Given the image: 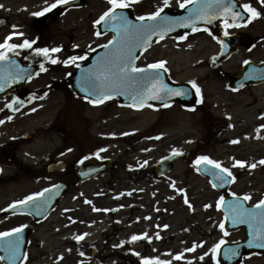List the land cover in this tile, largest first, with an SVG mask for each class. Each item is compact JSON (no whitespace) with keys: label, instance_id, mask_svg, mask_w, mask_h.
<instances>
[{"label":"rangeland","instance_id":"obj_1","mask_svg":"<svg viewBox=\"0 0 264 264\" xmlns=\"http://www.w3.org/2000/svg\"><path fill=\"white\" fill-rule=\"evenodd\" d=\"M53 1L0 0L4 5L0 17L9 19L8 24L0 25V38L5 32L17 30L24 34L21 38L38 39V45L62 46L60 52L50 53L60 61L72 55L82 56L83 50L109 40V34L95 35L93 23L108 7V0H87L80 7L59 14L52 12L36 32L31 28L35 17L32 13ZM242 1L251 3L262 15L245 26L222 28L224 33L248 36V43L227 59L212 62V55L219 49L218 36L202 30L180 41L160 40L145 50L137 62V66H144L165 60L171 80H195L202 102H198V96L197 103L189 109L179 102L167 107H123L114 99L93 105L77 98L65 81L74 64L44 60L47 71L31 78L24 91L47 86L48 92L19 114L0 117L4 120L3 126L0 124V231L21 224L34 225L27 239V259L22 264H143V257H160L170 264H212L209 250L213 244L221 238H242L240 230L225 235L220 229L222 212L216 203L225 191L213 189L194 164L200 155L219 160L236 177L228 191L251 193L250 203L264 198V165L259 163L264 158V144L253 143L255 135L264 134V129L257 132V127L246 132L244 124L251 118L247 114L226 117L229 105L246 111L262 104L254 118L262 117L260 113L264 112V93H259L264 90V82L246 84L238 90L230 86L245 60H264V4L260 0ZM181 2L168 0L175 10ZM162 4L164 0H139L131 5L134 13L140 15L153 12ZM219 96L229 98L219 102ZM8 116L12 119L7 120ZM237 138L238 143L230 142ZM173 148L183 150L182 158L165 175L153 174L154 164ZM101 149L99 156L94 155ZM100 158L110 159L112 168L89 180H76L75 171L81 160L94 163ZM59 159L67 162L65 171L44 173L47 163ZM235 160L257 166L241 168L234 166ZM56 182L67 184L68 190L45 218L34 221L25 214L5 212L13 201ZM185 195L189 203H185ZM86 199L92 203H86ZM144 232L152 237L151 241L141 238L129 242L133 234ZM157 232L160 238H156ZM82 234L87 235L82 240L75 239ZM122 240L126 243L114 247ZM194 243L198 245L195 251H184ZM206 252L209 255L200 260ZM177 253H183L184 259H176ZM242 264H264V256H244Z\"/></svg>","mask_w":264,"mask_h":264},{"label":"snow or ice","instance_id":"obj_2","mask_svg":"<svg viewBox=\"0 0 264 264\" xmlns=\"http://www.w3.org/2000/svg\"><path fill=\"white\" fill-rule=\"evenodd\" d=\"M71 0H54L51 4H48L40 12L32 13L34 16H42L47 12H50L53 9H56L60 5H68ZM139 0H108L107 9L98 17L97 20L93 21L95 25H100L101 23L104 26L111 27L114 29L115 34L112 36L110 40L103 47H111V54L106 55V57L99 63V65L95 69H89L87 73H85L81 77L82 85H84L83 90L88 92L91 90L92 97L89 98L88 95L84 96L85 100H89L93 105L102 104L107 100H111L113 96L117 94L128 95L129 98L133 101L132 107L134 108H143L149 99L151 100H159L163 101L168 99L169 97L174 96H187L189 95V91L187 89H179L169 87L166 83H164L162 78V73L160 70L165 68L166 61L158 60L154 63L148 64L143 67H137L134 63L135 59H138V56L135 55L134 48L139 46H150V41L152 36L157 35V27L155 25H150L146 21H157L161 18V12L163 8L158 7L155 11L146 13L145 15L139 16L137 19L144 23H134L132 20L128 19V17L123 13L122 10L128 8L131 4L138 3ZM193 0H182L180 3V7L184 8L187 4L192 3ZM237 0H229L228 3H224V0H203V3H198L197 8L193 9V17H185L183 19L188 20L192 23V31H197L198 29L195 27V20H203L209 19V13L206 11L207 9H212L213 7L217 9H222L223 14L227 17L231 14L233 22L237 18L243 17L245 14L243 12L233 11L234 6L236 5ZM261 4H264V0H260ZM165 6L168 4V0H164ZM4 5L0 4V8H3ZM247 10L248 13H251L250 16L247 17V21H251L255 18L260 17L262 14L255 7L252 6L251 3H246L242 6ZM165 20H170L169 17H164ZM178 23L179 21H175ZM227 20H225V27H229ZM239 26V25H236ZM17 27L13 25V28ZM170 27L164 28L160 33V38L163 39L164 35L171 31ZM104 33L97 29L95 32L96 36H101ZM226 36L229 35L227 31L224 33ZM23 33L12 32L7 37H5L3 42H0V61L8 60V51H15L16 49L23 48H32L33 44L36 43L35 40H27L25 39L20 44L10 43L12 37L14 36H23ZM185 36H180L178 39H185ZM223 44V41H220ZM62 47V46H61ZM61 47L55 48H47V47H37L34 48L33 51L37 55H43L47 60H49L52 64L63 63L65 65L75 64L76 61L84 60L85 56H68L66 59L60 61L59 57L53 58L50 53H56L61 51ZM74 48L79 47L78 45H73ZM191 47V45H189ZM245 64L249 63V60L244 61ZM153 69L156 71L149 72L148 70ZM40 71H47L44 62L40 63ZM39 75V72L36 73ZM31 77L29 76V79ZM193 88H195L198 96H201V100L198 102H202L201 89L199 85H197L195 80L189 82ZM135 86V87H133ZM4 85L0 84V90H3ZM18 99V98H17ZM22 103V102H21ZM149 107H155V105H148ZM163 106H169L167 103ZM8 108H13V104L9 103L6 105ZM194 107V106H193ZM15 110V109H14ZM35 111V109H32ZM264 116V112L261 113ZM7 120H11L12 117H6ZM4 120H0V124H3ZM260 129H264V124L259 125L257 132ZM128 133H121V135H127ZM109 135H116L115 133H110ZM159 138V137H157ZM231 143H238V138L236 140L230 141ZM98 150L94 155L99 156ZM71 151V149H68ZM147 151V149H144ZM182 149H172V153L174 155H180L182 153ZM87 159V157H85ZM167 159V158H162ZM83 163V160L80 161ZM259 163L264 165V158H262ZM144 164H147V161H144ZM195 165L204 164L206 167L204 168L205 172H209L213 175L214 180L216 182L213 183V187L221 186L222 184H228L232 181H235L236 177L231 171L229 167H225L223 163L219 160H215L207 155H200L194 161ZM207 165H211L212 168L209 169ZM247 165L248 168H255L256 163L248 164L244 160H235L234 166H239L241 168ZM131 167V166H130ZM198 172L201 171L200 167L196 169ZM57 185H53L52 188H57ZM172 187L175 188V182L172 183ZM50 189L45 188L40 192H34L28 196H25L22 200L13 201L7 207L9 209H15L17 207L22 210H27L29 205H32L36 210L44 209L49 200L48 199H38L44 196V193L49 192ZM177 191L184 192V189H177ZM131 194V193H129ZM119 195H123L120 193ZM231 195L233 197H237L236 201L232 202L229 207V211L225 212V220L228 219L229 213L232 216V223H247L249 228L251 229L252 239L248 241V244L251 246L252 244H258V246L264 249V198L260 199L255 205L254 209H248L244 207V201L251 199V193H245L243 195V199L237 196V193L232 192ZM50 199V198H49ZM225 201L224 196L219 197V201L216 203V207L220 208L223 206ZM86 203L91 204L92 201L85 200ZM185 203H189L187 196L185 195ZM120 207H123L121 205ZM205 208L211 207V205H205ZM94 211H101V209L94 208ZM103 211H110L109 209H103ZM150 218V217H148ZM139 220L140 218L137 217ZM255 224H259L261 227L256 229L254 227ZM26 227V225H19L18 227H14L5 231H0V248L4 249L6 252L5 256H0V260H10L12 264H16L18 259H21L19 253L21 244L23 241V237L20 235L22 230ZM159 227V225H158ZM163 227L167 228L168 225H163ZM221 230H225V235H227V231L225 229L224 221H221L219 224ZM84 235L82 234L75 237L76 240H82ZM144 238L148 241H151L152 237L148 235L147 232L140 234H133L130 237L129 242H136ZM156 238H160L159 232L156 233ZM126 241H121L120 245H114V247H120L125 244ZM226 241L221 238L217 243L213 244L212 248L209 252L212 253V258L215 260V264H221L219 259L221 246L224 245ZM198 245L193 244L192 248L184 249L185 252L195 251V248ZM83 255V253H81ZM135 255L140 256L139 252H136ZM209 255L208 252L204 253L200 256V260H203L205 256ZM240 253L236 249H228L224 252L225 258L232 259L236 256H239ZM63 257L61 256L60 259ZM176 259H184L183 253H177L175 255ZM22 259H27V253H24ZM143 264H170L168 260H161L160 257H143Z\"/></svg>","mask_w":264,"mask_h":264},{"label":"water","instance_id":"obj_3","mask_svg":"<svg viewBox=\"0 0 264 264\" xmlns=\"http://www.w3.org/2000/svg\"><path fill=\"white\" fill-rule=\"evenodd\" d=\"M229 0H224V3H228ZM198 3H203V0H194L192 3L188 4L184 9H182V11L177 12V13H170L169 10H166L165 12L161 13V18L158 19L157 21H146L148 24L150 25H155L158 26L157 27V35L152 36V39L150 41V44H152L156 37L160 36L159 33L166 27H170L172 30L168 31L164 36H178L180 35L182 32H188L192 29L193 25L192 23H190L188 20L183 19L185 17H193V9L197 8ZM209 13L210 18L209 19H203V20H195V27L196 26H207L209 27L211 30L216 31L217 30V24L219 22L220 19L222 18H228L232 21V17L231 14H229L227 17L223 14V10L222 9H217L215 7H213L212 9H207L206 10ZM233 11H238L239 12V5L236 3V8H233ZM130 10H128L126 12L127 17L132 20L134 23H144L141 22L139 20H135L132 19L130 16ZM164 17H169L171 18L170 20H165ZM175 21H179L178 23H176ZM100 31H105L106 28H100ZM223 44L222 45V51L221 54L219 55V57H217V59H222V58H226L227 56H229L230 53H232L239 44L243 43L245 40L242 37L239 36H232V37H226L222 39ZM145 47L144 45L139 46V47H135L134 48V52L135 55L137 56L139 51ZM111 54V50H108V48L106 47H101L99 49H96L93 52L89 53V57L86 60H83L81 62H79L78 64L80 65L79 67L76 68V71L74 73H72L68 80H69V84L71 86V89L73 92L76 93L77 96L79 97H84L85 95H88L89 98H93L92 97V93L91 90H89L88 92H85L83 90L84 85H82L81 82V77L87 73L89 71V69H95L99 63L106 57V55ZM136 60V59H135ZM134 60V62H135ZM14 64H10V62H4L3 64L0 63V84H3V90H0V95H5L8 94L10 92L16 91L17 89H20V87H22L24 85V80L22 82L17 81L15 82V85H13L12 81H11V77H12V67H20L23 69V73L25 75V77H28L29 75L34 73V69L31 68H23L22 67V63L19 60H15L13 62ZM149 72L152 71H156L153 69L148 70ZM161 71V70H160ZM162 73V78L164 83H166L169 87L172 88H179V89H187L189 91V95L187 96H174V97H169L166 100L163 101H159V100H151L149 99L147 103H165L167 101H171L173 99H180L182 100V102L185 105H190L193 104V91L191 86H189L186 83L183 84H173L170 83L167 78H166V74L164 71H161ZM248 80H253L254 82H259L261 80H264V64H260V65H252L250 63L248 64H244L242 66V74L236 78L235 82L233 83V85L237 86V87H241L245 81ZM135 87V86H133ZM115 96H118L120 98V102L122 103H126V104H132L133 101L129 98L128 95H124V94H117ZM183 97V98H180ZM190 97V98H189ZM189 98V99H188ZM179 155H171L169 157H165L167 159H162L159 163L156 164L154 172L157 174H162L166 171H168L171 167L170 162L178 157ZM109 167V163L108 162H102L101 165H97L96 168L92 169V171L90 173H87V176H79V179H85L88 178L90 175L98 172L99 170L105 169ZM198 167H200L201 171H199L202 174L208 175L210 178L211 183L213 184L214 182H216L214 180L213 175H211L209 172H205L204 168L206 167L204 164L199 165ZM207 167L209 169L212 168L211 165H207ZM64 168V164L62 162L53 164L49 167V170H62ZM84 168H82L83 170ZM227 184H222L221 186L218 187H224ZM57 188H49L50 191L44 193V196L38 199L44 200V199H48L49 202L47 204V206L44 209L39 210V214H38V210H36L32 205H29L27 210H22L21 208L17 207L15 209H13V211H23V212H27V213H31L33 214L36 218H42L44 217L52 208L53 204L55 203V201L57 200V198H59L62 193L65 191V186H61V185H57ZM50 198V199H49ZM235 201V198H231L228 197L225 199L222 209L224 211V213L226 211H229V207L232 204V202ZM255 206L248 208L245 206V208L248 209H254ZM225 227L227 229H236L239 227H243L244 232H245V238L242 241L239 242H233V243H226L224 245L221 246V252L219 255L221 264H239L241 255L243 253V249L245 250L246 253L248 254H252L254 252H262L264 253V249L260 248L258 246V244H252L251 246L248 244V241L250 239H252L251 236V229L249 228V225L247 223H238V224H233L232 223V216L231 213H229V217L227 220H225ZM254 227L256 229H259L261 226L259 224H255L254 223ZM32 227L28 226L25 227L22 232H21V236L23 237V241L21 244V248H20V257L21 259H18L16 261V264H20L22 261V257L24 255V246H25V239L27 234L31 231ZM228 249H236L240 255L236 256L232 259H228L225 258L224 256V252ZM6 252L4 249L0 248V256H5ZM3 262L5 264H12V262L10 260H3Z\"/></svg>","mask_w":264,"mask_h":264},{"label":"bare ground","instance_id":"obj_4","mask_svg":"<svg viewBox=\"0 0 264 264\" xmlns=\"http://www.w3.org/2000/svg\"><path fill=\"white\" fill-rule=\"evenodd\" d=\"M212 93H214V95H217V92L212 91ZM259 93H261V95H262L264 93V90L259 92ZM228 98H229V96H219L218 101L224 102ZM215 99H217V97H215ZM261 107H262V104L254 106L253 108H251L249 110L241 111L238 108H233V105H229L227 107V110L229 112H228V114H226V117L233 119L238 114H247V115L251 116V118L248 121H246V123L244 124V126L246 127L245 128L246 132H249V131L251 132L255 128L259 127V125L264 123V116L258 117V118L253 117L256 110H258V109L262 110ZM261 112H263V111H261ZM253 143L256 145L264 144V135H261V134L255 135V139H254Z\"/></svg>","mask_w":264,"mask_h":264},{"label":"flooded vegetation","instance_id":"obj_5","mask_svg":"<svg viewBox=\"0 0 264 264\" xmlns=\"http://www.w3.org/2000/svg\"><path fill=\"white\" fill-rule=\"evenodd\" d=\"M49 15H50V14H49ZM51 18L53 19V16H52ZM4 21H5V20H4ZM6 24H7V21H5L4 24H2V25H6ZM1 36H2V35H1ZM14 52L24 54L25 50H24V48H23V49H16L15 51H11V50H9L8 53H10V54H8V55H11V53H14Z\"/></svg>","mask_w":264,"mask_h":264}]
</instances>
